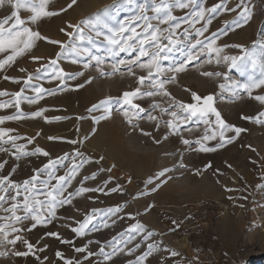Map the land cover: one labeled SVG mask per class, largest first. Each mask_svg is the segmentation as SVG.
Returning <instances> with one entry per match:
<instances>
[{
	"label": "rangeland",
	"instance_id": "obj_1",
	"mask_svg": "<svg viewBox=\"0 0 264 264\" xmlns=\"http://www.w3.org/2000/svg\"><path fill=\"white\" fill-rule=\"evenodd\" d=\"M35 2L39 4V0ZM70 2L71 0H52L47 10L58 11L61 7H67ZM171 2L172 0H164V3ZM219 2L220 0H198L197 10L201 5L204 8H210ZM244 2L252 13L250 22L241 21L242 26L232 24L240 9L236 12L222 11L215 16L210 29L219 30L225 22H228L235 30L229 29V34L224 40L228 43L251 47L254 41L264 40V0H244ZM155 3L160 4L161 0H155ZM224 3L228 8H234L238 0H224ZM117 4L118 0H77L72 9L66 13L43 18L39 25L34 27L50 39L66 41L67 37L60 29L65 28L69 23L78 24L97 15L103 17L105 14L115 16L117 19H125L137 14L138 6L141 4L146 5L147 15H155L151 11L154 6L153 0H131V3L127 5L123 4V0H119V6ZM10 11L11 9L7 6L0 8V19L10 14ZM189 11L190 9H172L173 15L178 18L185 16ZM31 14L28 9L20 10V15L24 19ZM152 23L157 22L152 21ZM199 26L196 25V27ZM160 27L166 28L167 25H160ZM185 27L188 25H182L178 31H183ZM58 51V45L39 41L26 57L18 58L14 65L0 72V91L8 93V95L0 96V103L12 100L11 94L20 91L22 87V83L12 82V78L22 80L29 74H35V70L54 58ZM225 51L229 55L240 54L238 49ZM96 54L103 55L102 52ZM174 56L179 59V52H175ZM32 57L41 59L34 61ZM60 66L68 72H76L80 69V65H72L70 61L62 60ZM20 68L26 71L21 72ZM224 70L226 69L217 67L215 64L203 67L190 66L188 71L178 74L175 83L166 87L173 96L187 101L191 92L206 95L218 91L217 82L200 75L202 71ZM137 72L139 74V70ZM5 75L10 79L5 80L3 78ZM92 75L96 76V79L86 89L61 92L55 96L46 97L35 105L27 103L21 105L24 113L47 108L49 110L45 112V116L66 119L52 123H45L42 118L12 120L5 121L0 128L10 129L12 131L9 135L21 137L16 141L17 145L25 144L28 150L39 146L49 151L51 158L61 157L65 153L71 156L77 150L84 153L85 157H90L93 162L85 165L69 191L80 187L79 181L85 175L91 176L93 172H98L99 168L107 169L115 164L116 167L112 172H98L94 180H88L83 186L88 188L102 186L103 182L111 176L113 179L108 184V189L119 184L122 192L107 196L102 193L88 192L74 198L71 204L58 209V219L53 220L47 227L38 226L31 232L23 233L24 237L34 245L35 256H39L40 260H36L33 255L27 258L9 256L0 257V264H67V261H72L73 264H77L78 261H82V264H96L102 259L101 257L92 256L84 259L87 252L77 253L75 248L87 245L89 251L98 252L100 244L95 241L103 243L135 223L127 219L125 213H135L137 210L142 213L137 219L149 229L161 234L156 237L157 240L163 241L161 247L180 253V256L171 257L169 264L175 260H183V264H188L189 261L191 264H264V179H261L264 175V123H257L255 119L260 112L264 111V105L250 99L247 94H242L241 98L234 101L225 94V99L217 105L218 109L228 123L242 127L245 131L234 143L216 152H189L185 151V146L180 143L179 137H170L160 144L154 143L153 137L162 138L163 127L159 132L153 131V124L141 119L138 121L139 127L133 128L115 107H113L111 119L101 121L99 125H93L90 114L87 112L91 105L106 97L118 98L123 91L133 90L136 84L135 78L130 76L118 74L111 77H99L94 71ZM256 75L259 78L258 72ZM230 76L241 82L247 80V76H240L236 70H232ZM77 82L70 83L74 85ZM41 83L45 88H54L57 82L41 81ZM186 89L190 91H185ZM257 93L264 94V90H256L253 95ZM26 95L31 96L33 93L26 92ZM152 102L165 107L167 98L157 96L139 101L144 107ZM14 114H16L14 108L0 109V116ZM100 114L95 113L97 116ZM154 114L160 117L159 111ZM245 116L253 119L250 121L241 118ZM77 117H83V119L78 120ZM168 118L162 117L165 120ZM261 119L264 120V118ZM94 127L95 134H92ZM140 128L152 131L153 137L142 135ZM202 131L201 127L193 134L185 132L184 137L195 139ZM49 136L60 139L49 141ZM29 138L33 139L30 145L27 144ZM73 140L77 143H68ZM210 144L215 145L216 141H211ZM0 147L10 150L9 152L0 151V163L7 161L0 174L7 175L13 167H17V172L10 177L15 182L30 178L34 174V168H39L47 162L45 157H27L17 161L11 155L15 151L11 143H0ZM180 153H184L183 162L187 167L170 172L168 175L172 179L168 180L156 193L138 195L145 191V182L149 177H153L163 168L178 166L181 159ZM101 156L104 159L100 164H96L95 160ZM209 164L211 167L204 170ZM228 165H231V168ZM198 170L199 175L196 174ZM63 173L64 169L58 171V174ZM129 178L131 183L128 182ZM218 180L219 183H217ZM226 188L242 189V191L229 192L225 190ZM230 196L233 199L230 200ZM240 196H245L247 199L240 200L238 199ZM150 203L155 207L143 214L145 207ZM239 204H244L245 207L240 208ZM116 205H126L124 212L120 214L125 215V219L118 220L113 227L102 228L96 232L89 231L82 237L76 236L72 231L73 228L79 227L93 209H105ZM189 216L192 219L185 220ZM172 220L185 222L177 230L169 231L170 227H174L171 224ZM89 227L91 228V225ZM47 233H56L59 239ZM64 240L72 241V243H62L61 241ZM90 240L93 243L88 244ZM135 243H140L141 248L133 256L120 254L110 264H128L135 255H140L146 250V243L141 237L137 236L130 247ZM20 250L27 249L20 247ZM58 251L62 254L60 258L56 256ZM161 255L166 259L170 257V253L157 254L150 258L152 264H158Z\"/></svg>",
	"mask_w": 264,
	"mask_h": 264
},
{
	"label": "snow or ice",
	"instance_id": "obj_2",
	"mask_svg": "<svg viewBox=\"0 0 264 264\" xmlns=\"http://www.w3.org/2000/svg\"><path fill=\"white\" fill-rule=\"evenodd\" d=\"M50 2L52 0H39L37 5L35 0H0V8L7 6L11 9L10 14L0 19V72L6 71L7 68L14 65L18 58L26 57L39 41L59 46L55 57L37 68L35 74H29L22 80L12 78V82L22 83V87L20 91L11 94L12 100L0 103V109L14 108L16 114L0 116V125H3L5 121L21 119L42 118L45 123L66 119L65 117L49 118L45 116V112L49 110L47 108L24 113L21 105L24 103L35 105L46 97L55 96L61 92L86 89L96 79V76L92 75L93 71L99 77H111L118 74L134 77L136 84L133 90L123 91L118 98L106 97L91 105L87 112L90 114L93 125H99L101 121L111 119L113 107H115L116 111L120 112L133 128L139 127L138 121L141 119L152 123L153 131L159 132L163 127L161 139H155L152 131L140 128L141 134L153 137L154 143L160 144L170 137H179L180 143L185 146V151L189 152H216L234 143L245 131L242 127L228 123L218 109L217 105L225 99V94L232 101L241 98L242 94H247L250 99L264 105V94L253 95L256 90H264V40L254 41L251 47H246L224 40L229 34V29L235 30L228 22H225L219 30L210 29L213 19L222 11L236 12L237 9H240L232 24L241 25V21L250 22L252 13L244 0H238L234 8H228L224 0H220L210 8H204L201 5L198 10V0H172L171 3H164V0H161L160 4H156L153 0L154 6L151 9L155 13L153 16L147 15L146 5L141 4L138 6L137 14L125 19H117L115 16L105 14L103 17L97 15L78 24L69 23L65 28L60 29L67 37L66 41L50 39L42 35L34 26H38L43 18L66 13L72 9L77 0H71L67 7H61L58 11L47 10ZM130 3L131 0H123L125 5ZM117 6H119V0ZM173 8L190 9V11L185 16L178 18L173 15ZM21 9H28L32 14L24 19L20 15ZM152 21L157 23L154 24ZM185 24L188 27H185L183 31H178ZM160 25H167V27L161 28ZM196 25L200 26L196 27ZM226 49H238L240 54L229 55L226 53ZM101 52L103 55L96 54ZM175 52H179V59L174 56ZM32 59L39 61L41 58L32 57ZM62 60L70 61L72 65H80V69L76 72H68L60 66ZM165 62L168 63L165 64ZM213 64L226 70L202 71L200 75L215 80L217 92H210L206 95L191 92L190 98L185 101L176 98L167 90L166 86L175 83L178 74L188 71L190 66L203 67ZM19 70L26 71L24 68ZM137 70H139V74ZM232 70L239 72L240 76H247V80L241 82L231 78ZM257 72L259 78H257ZM3 78L10 79L7 75ZM41 81L57 82L56 87L45 88ZM71 81L78 82L72 85ZM185 91L190 90L186 89ZM26 92H31L33 95H26ZM5 95L8 93L0 91V96ZM157 96L167 98L165 107H161L159 103L155 102L149 103L147 107L139 103V101ZM157 111L160 112V117L154 114ZM97 112L101 114L95 115ZM163 116L169 118L165 120L162 119ZM241 118L250 121L253 119L247 116ZM261 118H264V111L255 117L256 122L264 123ZM77 119H83V117H77ZM201 127L203 131L195 139L184 137L185 132L193 134ZM11 131L0 128V143H11L15 149L11 155L17 161L27 157H45L47 162L39 168H34V174L21 182L10 179L11 175L17 172V167H13L7 175L0 174V213H2L0 214V257L27 258L33 255L36 260H40L39 256H35L34 245L24 237L23 233L31 232L38 226L47 227L53 220L58 219V209L71 204L74 198L84 193L97 192L107 196L122 192V187L117 184L108 189V184L113 179L111 176L103 182L102 186L96 188L83 186L88 180H94L98 172H112L116 167L113 164L107 169L99 168L98 172H93L91 176L85 175L79 181L80 187L69 191L73 187V181L80 175L85 165L93 162L92 159L85 157L84 153L78 150L71 156L65 153L61 157L51 158L50 152L39 146L28 150L25 144L17 145L16 141L21 137L9 135ZM229 133H234V135H229ZM92 134H95V127ZM48 139L54 141L60 138L49 136ZM211 141H216V144L211 145ZM32 143L33 139L29 138L27 144ZM68 143L75 144L77 141H68ZM0 151L9 152L10 150L0 147ZM183 155L184 153H180L181 159L178 166L163 168L153 177H149L145 182V191L138 195L156 193L168 180L172 179L168 175L170 172L186 168ZM103 159L104 157L101 156L95 160V163L100 164ZM6 163V160L0 163V173L3 172ZM208 167H211V164L205 166L204 170H207ZM228 167L231 168V165ZM60 169H64L62 175L58 174ZM196 174L199 175L200 171L198 170ZM241 179L244 178L241 177ZM261 179H264V175ZM128 182L131 183V178ZM225 190L229 192L242 191V189L232 188ZM229 199L231 200L233 197L230 196ZM238 199L244 200L247 197L240 196ZM125 207L126 205H116L105 209H93L78 228L72 229L76 236L82 237L89 231L96 232L102 228H111L117 224L118 220L125 219V215L127 219L133 220L135 223L103 243L95 241L100 244L98 252L89 251L87 245L77 247L75 251L77 253L87 252L84 259H89L92 256L101 257L102 259L96 264H110L120 254L133 256L141 248V244L135 243L132 247L130 245H133L139 236L146 243V250L140 255H135V258L129 260L128 264H152L151 257L160 253H170L169 258L166 259L161 255L158 260V264H169L171 257L180 256V253L174 250L161 247L163 241L156 239L161 234L149 229L137 219L142 214L138 210L135 213L120 215L124 212ZM154 207V204H148L143 214L148 213ZM239 207L244 208L245 206L239 204ZM187 219H192V217H186L185 220ZM184 222L172 220L171 224L174 227H170L169 231L177 230ZM47 235L59 239L56 233H47ZM61 242L72 243L67 240ZM91 243L93 241H88V244ZM18 246L26 247L27 250H20ZM106 248L110 250L106 251ZM61 255L59 251L56 253L58 258ZM67 264H73V262L67 261ZM77 264H82V261H78ZM172 264H183V260L172 261ZM188 264L191 262L189 261Z\"/></svg>",
	"mask_w": 264,
	"mask_h": 264
}]
</instances>
